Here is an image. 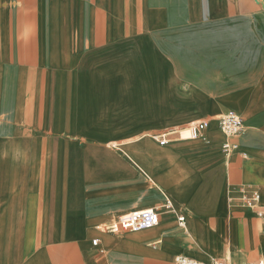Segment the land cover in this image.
Instances as JSON below:
<instances>
[{
	"label": "crops",
	"instance_id": "0c3cea01",
	"mask_svg": "<svg viewBox=\"0 0 264 264\" xmlns=\"http://www.w3.org/2000/svg\"><path fill=\"white\" fill-rule=\"evenodd\" d=\"M152 209L155 228L109 230ZM261 210L256 0H0V264L264 262Z\"/></svg>",
	"mask_w": 264,
	"mask_h": 264
},
{
	"label": "built area",
	"instance_id": "2783aa9c",
	"mask_svg": "<svg viewBox=\"0 0 264 264\" xmlns=\"http://www.w3.org/2000/svg\"><path fill=\"white\" fill-rule=\"evenodd\" d=\"M220 131L229 139L240 136L245 130V123L241 116L234 112H229L223 115L218 120ZM209 128L208 121H202L191 125L187 129L188 139H200L204 137L205 132ZM172 134H164L160 137V144L165 145L169 142V136ZM224 149L227 152L236 149V145L232 143H227L224 145ZM251 202L253 204H258L260 202V196L258 194L253 195ZM166 209L170 210L172 208L171 202H168L165 206ZM260 217L264 216V211L258 212ZM179 223L184 226L185 218L180 217ZM161 217L158 210H146L132 212L124 215L120 218L119 222L109 229L111 231L127 230L132 232H141L144 230H149L157 227L160 224ZM97 244V241H94ZM174 264H230L224 260H213L210 263H205L195 259H191L186 256H179L176 258ZM242 264H264V262H254V263H242Z\"/></svg>",
	"mask_w": 264,
	"mask_h": 264
},
{
	"label": "rangeland",
	"instance_id": "374dc122",
	"mask_svg": "<svg viewBox=\"0 0 264 264\" xmlns=\"http://www.w3.org/2000/svg\"><path fill=\"white\" fill-rule=\"evenodd\" d=\"M124 1V0H123ZM128 1V0H127ZM133 8L132 5H130L129 3L126 4L123 2V4L121 5V9H122V18H123V26H125L126 22L128 21V17H129V12L130 10ZM189 134H187L188 136Z\"/></svg>",
	"mask_w": 264,
	"mask_h": 264
},
{
	"label": "water",
	"instance_id": "95a60500",
	"mask_svg": "<svg viewBox=\"0 0 264 264\" xmlns=\"http://www.w3.org/2000/svg\"><path fill=\"white\" fill-rule=\"evenodd\" d=\"M256 2H257L259 5H261V6L264 7V3H263L261 0H256Z\"/></svg>",
	"mask_w": 264,
	"mask_h": 264
}]
</instances>
